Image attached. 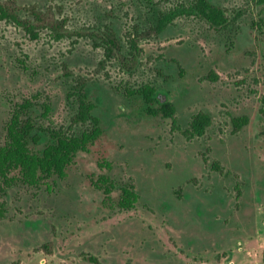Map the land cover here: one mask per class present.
Wrapping results in <instances>:
<instances>
[{
    "label": "rangeland",
    "instance_id": "1",
    "mask_svg": "<svg viewBox=\"0 0 264 264\" xmlns=\"http://www.w3.org/2000/svg\"><path fill=\"white\" fill-rule=\"evenodd\" d=\"M12 1L39 34L0 21V144L12 107L27 100L40 130L90 128L73 120L76 81L102 134L63 179L0 191V264H92L90 255L101 264H264V4L209 0L225 28L179 17L156 31L162 13L191 0ZM146 87L157 102L147 105ZM164 103L173 117L153 113ZM198 112L211 124L188 140ZM241 117L248 122L235 130ZM40 134L39 149L49 140ZM101 176L117 186L113 203L131 183L136 206L103 204L92 185Z\"/></svg>",
    "mask_w": 264,
    "mask_h": 264
},
{
    "label": "trees",
    "instance_id": "2",
    "mask_svg": "<svg viewBox=\"0 0 264 264\" xmlns=\"http://www.w3.org/2000/svg\"><path fill=\"white\" fill-rule=\"evenodd\" d=\"M257 4H264V0H256ZM20 7L16 6L12 0H0V21H5L22 28L30 39H38V27L32 22L22 19L18 13ZM34 16V21L40 22L42 18L35 10H30ZM179 17H195L205 21L214 29L225 28L229 23L224 10L209 0H191L187 4L179 5L165 13H162L156 22V31H162L170 23ZM63 24L62 22H60ZM47 25L54 38L59 39L63 34L59 32L61 24ZM108 51H113L116 46L115 40L111 37L107 39ZM140 93L143 95L147 105L157 102L155 92L151 88H143ZM68 97L75 98L77 111L74 122L80 124H90V128L77 135H69L65 131L55 129H39L31 115L33 104L25 101L15 104L12 107L8 121L5 123V139L0 144V191L18 184L30 187L49 186L51 179H63L66 176L67 168L73 164L79 152H86L102 132L99 127V120L93 115L95 105L88 97L86 86L80 81L68 92ZM42 117L46 118L50 112L48 105H42ZM161 112L165 117H173L174 107L170 103H164L162 109L153 111L154 114ZM248 122L247 117L233 118L232 123L235 130H239ZM211 124V118L207 113H196L188 128L183 132L184 136L190 140L194 137L204 135L206 128ZM41 132H46L48 142L39 149L38 145L42 141ZM102 167V164L99 163ZM218 169V166H213ZM108 168V167H107ZM95 189L102 191L103 204L109 202V209L115 205L118 210H132L138 200L139 195L130 184H124L119 188V196L113 203L111 193L116 189V184L110 179L101 176L97 181H92ZM112 203L114 205H112ZM3 207L0 205V218L3 217ZM86 260L92 264H101L94 256H87ZM264 262V251L262 253Z\"/></svg>",
    "mask_w": 264,
    "mask_h": 264
}]
</instances>
